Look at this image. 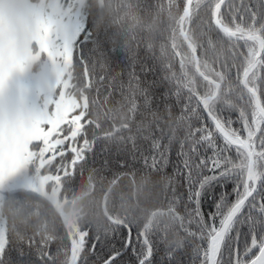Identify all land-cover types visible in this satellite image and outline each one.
<instances>
[{
  "label": "snow or ice",
  "instance_id": "6c2138e0",
  "mask_svg": "<svg viewBox=\"0 0 264 264\" xmlns=\"http://www.w3.org/2000/svg\"><path fill=\"white\" fill-rule=\"evenodd\" d=\"M0 264H264V0H0Z\"/></svg>",
  "mask_w": 264,
  "mask_h": 264
},
{
  "label": "trees",
  "instance_id": "16d2710c",
  "mask_svg": "<svg viewBox=\"0 0 264 264\" xmlns=\"http://www.w3.org/2000/svg\"><path fill=\"white\" fill-rule=\"evenodd\" d=\"M150 2H162L166 5L168 0H150ZM164 15L166 16V13ZM143 38L145 43H147L150 39L154 40V37H150L147 31L144 32ZM154 42L157 46V53H159V44L163 41L154 40ZM143 46L144 45H141V47ZM112 155H116L114 147ZM103 158V155L98 158L97 167H99V161H102ZM140 175L141 174H137L134 178L127 169L106 168L102 173V177H97L93 180V187L88 196L83 200V206L85 208V211L89 213V217L91 218L95 212L101 210L106 193H108V206L110 209L114 207L115 210L118 211L121 215H123L125 210H127L128 214L131 216L133 214V206L135 204V201L129 200L127 209L121 208L122 201L120 197L121 195L127 197V195L134 190L133 181L135 179L136 182H139ZM114 179L116 180V183L112 184V181ZM87 183L88 173L86 172L83 178L77 176L75 182L69 186L67 191L63 192V196H66L67 199L71 200L74 195H80L81 191L84 190L82 186L87 185ZM109 188L112 189L111 192H108ZM149 192L150 189L148 188L144 190V194L141 197L142 202L144 200V196H148ZM100 222H103L102 216L100 218ZM53 251H55L54 248Z\"/></svg>",
  "mask_w": 264,
  "mask_h": 264
},
{
  "label": "rangeland",
  "instance_id": "374dc122",
  "mask_svg": "<svg viewBox=\"0 0 264 264\" xmlns=\"http://www.w3.org/2000/svg\"><path fill=\"white\" fill-rule=\"evenodd\" d=\"M48 71L49 70L46 65H37L34 69L30 71L27 80L30 87L36 93H39L41 84L44 81L45 77L48 75Z\"/></svg>",
  "mask_w": 264,
  "mask_h": 264
}]
</instances>
